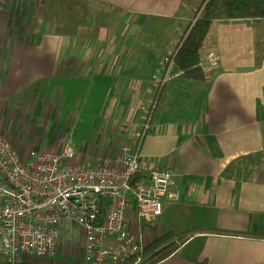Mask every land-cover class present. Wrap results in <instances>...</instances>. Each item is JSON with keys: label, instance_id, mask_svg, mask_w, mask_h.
<instances>
[{"label": "crops", "instance_id": "crops-1", "mask_svg": "<svg viewBox=\"0 0 264 264\" xmlns=\"http://www.w3.org/2000/svg\"><path fill=\"white\" fill-rule=\"evenodd\" d=\"M50 1L1 2L0 110L8 115L6 105L31 102L27 93L20 95L37 80L46 81L33 102L49 97L55 82L63 88V78H87L91 87L110 94L104 128L113 126V133L89 152L75 147L77 161L103 158L117 164L120 146L140 139L139 170L164 169L176 176L162 214L139 222L130 209L129 229L141 233L145 244L168 231L185 243L201 234L191 207L211 212L216 231L201 234L205 240L196 261L177 251L156 264H264V35L259 34L263 58L258 66L254 20L212 22L203 42L209 53L205 60L219 67L204 82L184 78L167 63L200 0H102L123 14L107 27L95 30L93 22L95 27H80L74 35L46 31ZM147 15L175 17L176 22L150 73H134L129 57ZM65 230L57 242L65 260L41 258L38 263L95 264L83 262L81 249L69 242ZM101 264L118 263L107 259Z\"/></svg>", "mask_w": 264, "mask_h": 264}, {"label": "built area", "instance_id": "built-area-1", "mask_svg": "<svg viewBox=\"0 0 264 264\" xmlns=\"http://www.w3.org/2000/svg\"><path fill=\"white\" fill-rule=\"evenodd\" d=\"M208 56L202 47L199 65L207 76L219 67L207 64ZM139 146L140 139L121 145L117 164L103 158L80 163L73 144L24 156L0 133V264L50 258L72 223L83 232V262L123 264L138 255L132 264H140L146 244L128 227L130 199L139 222L157 218L176 176L154 168L132 184L140 171Z\"/></svg>", "mask_w": 264, "mask_h": 264}, {"label": "trees", "instance_id": "trees-1", "mask_svg": "<svg viewBox=\"0 0 264 264\" xmlns=\"http://www.w3.org/2000/svg\"><path fill=\"white\" fill-rule=\"evenodd\" d=\"M3 0H0V6ZM123 10L102 0H51L45 9L46 31L48 33L74 35L78 28L96 23L95 30L107 27L112 20L120 17ZM248 18L254 20L257 29V57L256 65H260L263 55L259 52L260 33L264 35V0H200L194 11L192 20L182 32L176 42L174 50L167 59L172 62L182 73L184 78L194 81L208 82L207 76L199 62L200 50L214 20ZM176 22L175 17L147 15L143 18L139 32L135 38L130 54V70L134 73L149 74L153 61L157 59L159 51L167 46L172 27ZM46 80L35 82L25 93L29 98L36 96ZM24 94L20 95L23 97ZM13 97L11 100H15ZM146 174L137 172L132 179H145ZM195 220L200 224L201 234L216 231L211 226V212L204 206H192ZM104 207L101 211L103 213ZM202 224V225H201ZM221 232V231H220ZM192 235L184 243L179 235L168 231L147 243L141 254L140 264H156L174 252L179 251L185 259L196 261L205 240L204 235ZM264 238V235H261ZM138 255L127 259L123 264H132ZM20 264H35L34 261Z\"/></svg>", "mask_w": 264, "mask_h": 264}, {"label": "rangeland", "instance_id": "rangeland-1", "mask_svg": "<svg viewBox=\"0 0 264 264\" xmlns=\"http://www.w3.org/2000/svg\"><path fill=\"white\" fill-rule=\"evenodd\" d=\"M193 14L194 11L189 15L187 23L192 20ZM60 83L63 88L59 85V88L56 87L55 82L50 96H43L38 102L32 101L35 95L29 98L27 93L31 102L26 100L24 105L13 102L15 107L6 105L11 110L8 115L3 107V111L0 110V133L24 156L42 151L57 152L67 143L73 144L77 151L89 152L97 146L99 139L109 138L113 133V126L108 130L104 128V120L109 119L110 94L96 86L91 87L87 78H63ZM130 201L131 210H134L132 199ZM68 230L69 242L81 249V228L72 223L66 226V234ZM51 258L64 261L66 256L63 252L56 251ZM33 261L40 264L38 260Z\"/></svg>", "mask_w": 264, "mask_h": 264}]
</instances>
